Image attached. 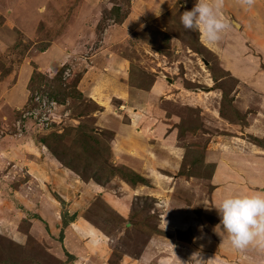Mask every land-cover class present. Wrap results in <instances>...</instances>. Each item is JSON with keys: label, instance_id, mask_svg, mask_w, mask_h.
<instances>
[{"label": "rangeland", "instance_id": "rangeland-1", "mask_svg": "<svg viewBox=\"0 0 264 264\" xmlns=\"http://www.w3.org/2000/svg\"><path fill=\"white\" fill-rule=\"evenodd\" d=\"M195 2L0 0V264H195L187 257L190 248L206 255V242L216 243L199 232L209 238L200 236L196 246L191 227L168 233L163 220L184 229L191 212L182 207L193 208V219L201 225L204 216L211 232L219 220L201 215L197 205L205 198L210 206L218 187L212 180L218 155L264 158V43L255 35L264 36V7L252 10L249 20L240 13L243 24L237 13L250 8L225 0L222 15L233 27L210 44L180 22ZM52 46L58 48L46 53ZM57 54L65 59L46 62ZM34 71L44 77L30 81ZM110 78L141 96L123 105ZM155 82L160 88L147 93ZM91 83L110 100L98 105L87 98ZM253 161L254 169L226 176L239 193L254 192L249 185L264 179V164ZM125 168L144 184H126L134 178ZM95 176L105 184L109 178L98 185L132 214L127 228L112 205L98 204L103 195L91 184ZM186 187L188 195L178 192ZM230 193L220 188V200ZM157 200L165 211L156 209ZM156 221L153 238L164 242L163 251L156 241L146 246ZM93 229L106 238L103 258L95 254V236L89 237ZM231 250L236 258L229 263L264 261L257 247Z\"/></svg>", "mask_w": 264, "mask_h": 264}, {"label": "crops", "instance_id": "crops-1", "mask_svg": "<svg viewBox=\"0 0 264 264\" xmlns=\"http://www.w3.org/2000/svg\"><path fill=\"white\" fill-rule=\"evenodd\" d=\"M233 3V2H232ZM232 3H231V7H233L232 6ZM233 5H234V7L236 8V6L238 5L237 3H233ZM263 6L264 7V0H260V2H259V0H256V2H255V4H254V7H252V8H250V9H244L243 7V10H241L240 12H238L237 13V15H238V20H240V21H242V23H243V20L241 19V18H239L240 17V13H242L244 10L246 11V13L244 14V17H246V18H248V20L249 19H251V15L253 14V12H252V14L250 13L252 10H257V7L258 6ZM228 6H230V4L228 5ZM240 6H242V5H240ZM227 8H230V7H227ZM226 8V9H227ZM260 11V10H259ZM243 24H246L245 23V21H244V23ZM124 25V24H123ZM120 29V28H119ZM120 30H122V29H120ZM88 31V30H87ZM117 34H119V32H117ZM257 37H258V39L260 40V41H262V43H264V36H262L261 34H255ZM0 40H1V42H2V45H3V38L1 37L0 38ZM0 42V43H1ZM235 42H237V41H235ZM54 47H56V48H58L57 46H52V47H49L48 49H47V51H45L46 53H49V52H51V50L54 48ZM72 51V50H71ZM67 57L68 56H66V61H67ZM57 58H59L60 60L62 59V60H64L65 58H62V56H60V54H57L56 56H54V58H50V60H48V61H46V62H49L50 61V63H57ZM62 62V61H61ZM60 62V63H61ZM30 63H32V62H30ZM119 63H122V61L120 60L119 61ZM52 65V64H51ZM86 76L87 75H89V72L88 73H86L85 74ZM85 76V77H86ZM106 76V75H105ZM27 77H28V75H27ZM112 78V77H111ZM110 78V80H109V87H110V89L113 91V94H114V97H117V99L118 100H123V105H125L126 103H127V101H129L130 99H131V101H133L134 100V97H140L141 96V94L140 93H142V92H140V91H137V90H133L131 87H129L128 85H124L122 88H121V86H116L117 84H115V81L113 80V79H111ZM105 79V78H104ZM127 79V78H126ZM125 78H123V79H121V81L120 82H126L127 80H126ZM26 80H24L23 81V84H22V87L20 88V90H25V86H26V84H27V81H28V78H27V81L25 82ZM113 83V84H112ZM127 83H128V81H127ZM156 84H157V82H155ZM156 84H154L153 85V87H152V89H150V91L149 92H147V93H151V92H153L154 90H156V89H159L160 88V85H156ZM157 86V87H156ZM90 88V87H89ZM91 91V92H90ZM103 91V90H102ZM85 92V91H84ZM104 92V91H103ZM19 93V92H18ZM10 95H14V93H10ZM85 95H86V97L87 98H89V99H91V100H93L95 103H97L98 105H101L102 103H106V102H108L110 99H109V97H106V96H104V93H102L101 91H100V89L97 87V89H96V86L93 84V83H91V89L89 90V91H87L86 93H85ZM121 96V97H120ZM22 97H24V95L22 94V95H20V94H18L17 95V97L16 98H22ZM104 97H106V98H104ZM102 98V99H101ZM11 99H13V98H11ZM14 100V99H13ZM98 100H100V102L98 101ZM104 101V102H103ZM16 103V102H15ZM122 105V106H123ZM144 151L146 152V150L144 149ZM237 156V157H236ZM238 156H242L241 158H239ZM254 157H257V160H258V162L260 163V164H264V158L263 157H259V156H256V155H253V154H249V155H237L236 153H233V154H229V153H222V154H220V155H218V163L220 164V165H218V167H217V169H216V171H215V173H214V175L212 176V180H213V184H218V187H216V188H214V189H212V192L210 193V200L208 201L209 202V205L210 206H208V207H213L215 204H217V203H219L221 200H220V197H219V191H220V188H222V192H223V189H224V194L227 192V190H230V192H232V193H239L240 191L238 190V185H236L235 184V182L234 181H232L231 182V180L230 179H228L226 176H228V175H239L240 173H241V169L242 168H244V167H249L250 169H254V161H253V159H254ZM140 159V158H139ZM242 159L247 163V164H243L241 161H242ZM226 161H228L227 163V165H226ZM235 162L234 163V165H231V162ZM235 167V168H234ZM217 172H219V173H217ZM217 174H219V176L217 177V178H215L216 177V175ZM210 183H211V181H210ZM228 183V184H227ZM233 183V184H232ZM92 184V183H91ZM93 185V184H92ZM211 185H212V183H211ZM94 186V185H93ZM89 187V186H88ZM189 187H186L185 189H179L178 190V192L180 191V193H184V194H187L188 195V192L186 191L187 189H188ZM249 188H252V189H254L255 191L254 192H250V189H248V190H245V191H243V192H245V193H257V192H260V193H264V179L262 180L261 178H259L258 179V182L257 183H251L250 185H249ZM255 188H259V190L260 189H263L262 191H259V190H256ZM227 189V190H226ZM192 190V189H191ZM191 190H188V191H191ZM195 189H193L192 191H194ZM177 191V190H176ZM99 193L101 194V195H103L102 196V200L101 201H103V202H108L109 203V205H112L111 207H112V211H113V209H114V211H116L114 214H116L117 215V217L119 218V216H122L123 218V220H124V226H125V228H127L128 226H126L127 225V223H128V221L130 220V211H129V213L127 214L126 213V211H124L123 209H121V208H119L118 206H117V203L113 200V198L110 196H107L108 195V193H106V192H104V189H101L100 187H99ZM177 194V193H176ZM106 195V196H105ZM221 197H222V193H221ZM110 201V202H109ZM205 201H206V199L204 198V201H203V203H201V205H197V206H199L200 207V209H201V212H200V214L201 215H204V213L206 214L205 216H213V215H215L216 217H217V219L219 220V222H220V217L218 216V214H217V211L215 210V208H206L205 207ZM115 203V204H114ZM178 204L180 205V201H179V199H178ZM207 206V205H206ZM180 207V206H179ZM194 208L196 207V206H193ZM116 208V209H115ZM186 210H188V211H186ZM207 210H209V213L210 214H208V212H207ZM113 211V212H114ZM182 211H185V212H191V214L189 215V216H187V217H184V219H186V220H188L187 221V223L189 224V225H187L186 226V228H181V225L183 224V223H180V224H176V221H174V220H171L170 222H169V219H166V220H163L164 221V224L168 227V228H170V229H166L165 231H167L168 233H172L173 231H176V232H184V231H186V230H188L187 228H189V227H191L192 228V230L190 231V233L191 232H195V234L194 235H196V236H194V239L196 238V240L200 243H198L196 246H200L201 247V245H202V241L200 240V236H205V235H199V232H201V233H203V234H206L207 236H210V237H212L213 238V241L214 242H216V243H208V242H206V247H205V250H208L209 252H207V251H204L205 253H207L206 255L205 254H200V256H203V255H205V256H207V257H209L210 259H213V261L214 262H216V264H223V263H225V264H232V263H229V261L228 260H232V259H235L236 257H235V249L232 251L231 249H233V246L231 245V243L227 240V239H225L224 240V242L222 243V238L220 237V236H218L216 233H215V231H214V228H215V226L217 225V224H219V222L217 223V224H215L212 228H211V232H207V224H208V222L206 221V219H205V217L204 216H202L201 217V219L200 220H202V222L204 221V223H202L201 225H198V224H200V223H198V221H199V219L197 218V220H194L193 218H194V209L193 208H188V209H183V207H182ZM203 213V214H202ZM88 216H91V215H88ZM125 216H127L126 218H125ZM168 216H170V211L169 210H167V213L165 214V216H164V219H165V217H168ZM12 217V216H11ZM86 218H88V217H86ZM12 219V218H11ZM16 219V218H15ZM162 221V222H163ZM13 222H15V221H13ZM176 224V225H175ZM206 227V229H203L202 227ZM158 227H160V225H158ZM89 228H91L92 229V227H89ZM190 228V229H191ZM201 229V230H200ZM88 231H90L89 229H87ZM202 230H206L205 232L204 231H202ZM93 232V234L94 235H90L89 237H94L95 236V239L96 240H93V239H91V241H94V244L95 243H97V247H99L98 249H97V251H95V254H96V256L98 257V255H99V253H101L102 254V256H99V257H101V258H103V257H105L106 255H107V251H106V248L108 247V244L106 245L105 243H106V238L105 237H103V235H102V233L101 232H99L98 230H96V229H93L92 230ZM80 233L83 235L84 233H82L81 231H80ZM210 234V235H209ZM153 236H155V234H153V235H151L149 238V241H148V243H147V247H148V245H150L151 243H153L154 241H156V243L160 246V250L161 251H163V247L160 245V243H162V245H163V243L164 242H162V240H154V238H153ZM205 238H207V240H208V238L209 237H206L205 236ZM205 238H201L202 240L204 239V241H205ZM193 239V240H194ZM171 240V242L170 243H173L174 242V246H175V240L173 239H170ZM193 242V241H192ZM194 242H196L195 240H194ZM107 243H108V241H107ZM169 243V242H168ZM197 243V242H196ZM204 244V243H203ZM154 245V244H153ZM209 245V246H208ZM195 246V247H196ZM147 247H145V248H147ZM151 247H153L154 248V246H151ZM249 248L250 249H254V247L253 246H249ZM149 249V248H148ZM107 250H108V248H107ZM142 250H143V248H142ZM147 251V250H146ZM193 251H194V248L192 247V248H190V251L188 252V255H187V257H191L192 258V256H193ZM106 253V254H105ZM154 253V251L153 252H146L145 253V255L144 256H146L147 257V259H148V257H150V255H152ZM264 253V252H263ZM104 255V256H103ZM203 258V257H202ZM219 258H221L222 259V262L219 260ZM263 258H264V256H263ZM253 264V263H252ZM255 264H264V261H261V260H259L257 263H255Z\"/></svg>", "mask_w": 264, "mask_h": 264}, {"label": "clouds", "instance_id": "clouds-1", "mask_svg": "<svg viewBox=\"0 0 264 264\" xmlns=\"http://www.w3.org/2000/svg\"><path fill=\"white\" fill-rule=\"evenodd\" d=\"M224 2L196 0L191 10H185L180 15V22L186 30L199 32L202 42L216 43L222 39L225 31L233 27L232 22L222 15ZM255 2L238 0L240 5L248 8ZM159 202L157 200L156 209L165 211L164 203L158 205ZM205 207L215 208L220 217L214 231L222 238V243L227 239L238 250L251 245L264 251V193H230L213 207ZM191 261L195 264H213V259L204 261L199 252L193 254Z\"/></svg>", "mask_w": 264, "mask_h": 264}, {"label": "trees", "instance_id": "trees-1", "mask_svg": "<svg viewBox=\"0 0 264 264\" xmlns=\"http://www.w3.org/2000/svg\"><path fill=\"white\" fill-rule=\"evenodd\" d=\"M33 76L34 77H44V75H42L40 72H38V71H34L33 73H32V76H31V78H30V81H32V79H33ZM30 83V82H29ZM129 84V83H128ZM29 89H31V83H30V85L28 86V90ZM55 137H58V138H61L62 140H63V135L62 134H56L55 135ZM253 139H254V141L255 142H258L259 141V139L258 138H254L253 137ZM42 142H44V140L42 141ZM264 150V149H263ZM60 162V161H59ZM61 163V162H60ZM62 164V163H61ZM64 166V165H63ZM65 167V166H64ZM65 168H68L69 169V166H66ZM124 168V167H123ZM126 169V172L132 177V178H134V180H127V181H124L126 184H130V185H132V186H136V185H141V184H144V180L142 179V177L139 175H137L134 171H132L131 169H127V168H125ZM115 171H117V169L115 168L114 169V172ZM110 172H111V175H112V178H114V176L116 175L115 173H113V170H111L110 169ZM136 179L139 181V182H135L136 181ZM92 181H94L96 184H100L101 186H105L107 183H109L110 181H109V178H107L106 179V184H105V182L103 181V182H101L100 180H103L102 178H99V179H97V177L95 176V177H92V179H91ZM91 181V182H92ZM109 181V182H108ZM90 182V181H89ZM155 201V200H154ZM104 202L103 201H101V199H98V204L100 205V206H104V204H103ZM108 208V207H107ZM151 209V208H150ZM150 209H147V208H145V209H141V210H146L147 212H150ZM111 210V209H110ZM132 213V212H131ZM85 216V215H84ZM130 216H132V214L130 215ZM70 219V218H69ZM68 219V216H65L64 215V219H63V221H62V224L64 225V226H66L67 224H69V222H70V220ZM133 221V220H132ZM132 221H128V223H127V225H130V224H132ZM144 221V220H143ZM158 221V220H157ZM157 221H156V229H155V231L153 232V233H150V235H153V234H155V232H156V230L157 229H159L158 228V226H157ZM134 223V222H133ZM132 226V225H131ZM130 226V227H131Z\"/></svg>", "mask_w": 264, "mask_h": 264}, {"label": "built area", "instance_id": "built-area-1", "mask_svg": "<svg viewBox=\"0 0 264 264\" xmlns=\"http://www.w3.org/2000/svg\"><path fill=\"white\" fill-rule=\"evenodd\" d=\"M158 205H161V202H159V204Z\"/></svg>", "mask_w": 264, "mask_h": 264}]
</instances>
